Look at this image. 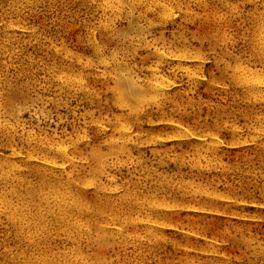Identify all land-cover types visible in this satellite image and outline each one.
Returning a JSON list of instances; mask_svg holds the SVG:
<instances>
[{"label": "rangeland", "instance_id": "374dc122", "mask_svg": "<svg viewBox=\"0 0 264 264\" xmlns=\"http://www.w3.org/2000/svg\"><path fill=\"white\" fill-rule=\"evenodd\" d=\"M0 264H264V0H0Z\"/></svg>", "mask_w": 264, "mask_h": 264}, {"label": "bare ground", "instance_id": "6f19581e", "mask_svg": "<svg viewBox=\"0 0 264 264\" xmlns=\"http://www.w3.org/2000/svg\"><path fill=\"white\" fill-rule=\"evenodd\" d=\"M133 90V89H132ZM2 105V104H1Z\"/></svg>", "mask_w": 264, "mask_h": 264}]
</instances>
